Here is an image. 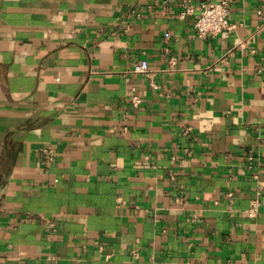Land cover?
I'll use <instances>...</instances> for the list:
<instances>
[{
    "label": "crops",
    "instance_id": "obj_1",
    "mask_svg": "<svg viewBox=\"0 0 264 264\" xmlns=\"http://www.w3.org/2000/svg\"><path fill=\"white\" fill-rule=\"evenodd\" d=\"M218 1L0 0V264H264V0Z\"/></svg>",
    "mask_w": 264,
    "mask_h": 264
},
{
    "label": "built area",
    "instance_id": "obj_2",
    "mask_svg": "<svg viewBox=\"0 0 264 264\" xmlns=\"http://www.w3.org/2000/svg\"><path fill=\"white\" fill-rule=\"evenodd\" d=\"M230 7L226 0H220L216 3H202L197 11L190 5H184L183 11L180 13L179 18L183 19L185 16L195 15L194 31L197 38L203 39L207 37H214L223 32H230L233 26L229 23ZM256 14L264 22V10L256 11ZM176 64L174 58L169 60V66L172 68ZM132 72L139 75H148V64L146 61H140L134 65ZM152 88H157L153 83ZM130 105L133 108H138L142 99L137 95H132ZM264 204V185L259 191V199L252 201L249 204L246 214L249 217H254L257 213L259 204Z\"/></svg>",
    "mask_w": 264,
    "mask_h": 264
}]
</instances>
